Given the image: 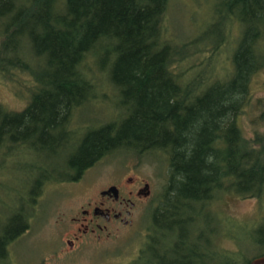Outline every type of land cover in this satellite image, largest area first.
Returning <instances> with one entry per match:
<instances>
[{"label":"trees","instance_id":"trees-1","mask_svg":"<svg viewBox=\"0 0 264 264\" xmlns=\"http://www.w3.org/2000/svg\"><path fill=\"white\" fill-rule=\"evenodd\" d=\"M212 1L210 22L175 42L165 22L171 0H0V76L17 70L34 81L22 111L0 105V182L9 163L26 167L29 180L26 197L2 224L0 264L26 227L24 204L44 184L75 183L116 153L166 166L131 264H200L199 246L210 249L200 216L211 235L230 224H215L211 198L229 193L264 202V145H251L238 124L253 76L264 68V0H209V7ZM228 45L229 71L219 74L218 56ZM202 48L201 69L176 71ZM104 106L109 115L96 112ZM234 224L254 241V226ZM256 232L263 252L245 260L238 245L230 264L264 256V221Z\"/></svg>","mask_w":264,"mask_h":264},{"label":"rangeland","instance_id":"rangeland-1","mask_svg":"<svg viewBox=\"0 0 264 264\" xmlns=\"http://www.w3.org/2000/svg\"><path fill=\"white\" fill-rule=\"evenodd\" d=\"M214 4L212 1V6L209 7V0H171L165 17L168 37L175 42H186L195 37L198 28L210 22ZM230 48L228 45L218 56L219 74L229 71ZM183 59L185 61L178 63L176 71L186 74L194 68L201 69L200 65H204L206 57L202 48L200 51L189 52ZM33 90L34 81L26 73L15 70L12 76H0V105L8 111L20 112L29 103ZM89 108L91 111V106ZM101 108L96 112L106 110L110 114L109 106ZM85 115L83 112L86 118ZM102 115L104 114H97L96 117L101 118ZM238 124L243 137L251 145L256 148L264 145V68L253 76L252 97L239 117ZM11 161L15 160L12 158ZM34 161L35 159L27 160ZM4 169L0 182V231L2 224L15 214V209L19 208L21 200L26 197L29 182L26 167L18 168L9 163ZM128 178L133 179L135 186L148 183L152 192L151 199L142 201L131 210V224L125 225L119 221L109 223L107 229L100 232L99 239L84 236L70 247L68 242L73 240L72 233L79 228V222L73 221V218L80 217L81 210L89 202L97 201L100 198L99 192L109 185L116 184L122 191L128 190ZM165 184V165L148 155L138 157L123 152L102 158L78 182L46 183L33 202L24 204L26 227L8 247V262L3 264H131L144 246L145 229L149 227V209L162 193ZM208 211L215 212V224L220 223L221 218H224L223 221L229 219L230 224L226 228L218 227L216 235H211L208 231L212 229L211 225L205 216H200L197 224L199 232L202 239L209 240L211 251L210 253L203 245L199 246L202 256L200 264H230L238 261L240 251L241 258L245 260L263 252L261 245H256L255 241L259 238L257 228L264 221V202L243 199L229 193H217L208 202ZM123 217L129 220L126 211H123ZM233 221L237 224L244 223L249 228L254 226L251 233L254 241L249 238L248 230L239 231ZM224 232L230 233L234 238ZM145 263L141 261L139 264Z\"/></svg>","mask_w":264,"mask_h":264},{"label":"flooded vegetation","instance_id":"flooded-vegetation-1","mask_svg":"<svg viewBox=\"0 0 264 264\" xmlns=\"http://www.w3.org/2000/svg\"><path fill=\"white\" fill-rule=\"evenodd\" d=\"M126 185L130 188L123 191L116 184L109 185L99 192L100 198L97 201L89 202L88 206L81 210L80 217L73 218V221L79 222V228L77 232L72 233L73 240L68 242L70 247L84 236H95L99 239L100 232L105 231L109 223L119 221L125 225L131 224L133 213L131 210L138 207L137 205L142 201L151 199L152 192L148 183H139L135 186L132 178L127 179ZM110 189L115 191L112 192ZM123 211H126L129 220L123 217ZM201 258V250H199V262Z\"/></svg>","mask_w":264,"mask_h":264},{"label":"water","instance_id":"water-1","mask_svg":"<svg viewBox=\"0 0 264 264\" xmlns=\"http://www.w3.org/2000/svg\"><path fill=\"white\" fill-rule=\"evenodd\" d=\"M110 191L114 192V189H110ZM248 264H264V256H260L252 259Z\"/></svg>","mask_w":264,"mask_h":264}]
</instances>
